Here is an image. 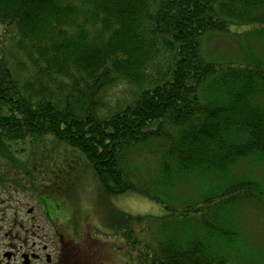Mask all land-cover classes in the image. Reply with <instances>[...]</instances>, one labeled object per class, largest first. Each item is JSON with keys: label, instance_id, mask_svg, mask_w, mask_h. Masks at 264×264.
<instances>
[{"label": "trees", "instance_id": "obj_1", "mask_svg": "<svg viewBox=\"0 0 264 264\" xmlns=\"http://www.w3.org/2000/svg\"><path fill=\"white\" fill-rule=\"evenodd\" d=\"M249 34L264 39V0H0V159L48 139L77 149L106 195L161 204L160 218L120 214L134 264H264L236 224L264 190L229 177L264 161ZM219 36L240 58L205 55Z\"/></svg>", "mask_w": 264, "mask_h": 264}, {"label": "rangeland", "instance_id": "obj_2", "mask_svg": "<svg viewBox=\"0 0 264 264\" xmlns=\"http://www.w3.org/2000/svg\"><path fill=\"white\" fill-rule=\"evenodd\" d=\"M232 30L243 33L246 29ZM241 41L249 52H264V39L249 34ZM204 51L207 57L217 59L240 58L241 54L228 36L208 38ZM28 148L26 153L22 148L18 154L5 155L7 161L0 159V241L5 243V233L16 220L27 232L39 234L40 242L52 252L58 250L59 235L76 244L90 236L104 246L101 248L108 255V264H134L125 255L117 232L120 214L160 218L165 213L163 206L132 192L106 195L77 149L40 138L35 139L33 146H24V150ZM229 177L255 181L264 190V161L253 156L240 160ZM182 183L178 182L179 194L195 193L194 187ZM30 209L33 213L27 215ZM236 224L245 245L264 259V206L245 204L238 211Z\"/></svg>", "mask_w": 264, "mask_h": 264}, {"label": "flooded vegetation", "instance_id": "obj_3", "mask_svg": "<svg viewBox=\"0 0 264 264\" xmlns=\"http://www.w3.org/2000/svg\"><path fill=\"white\" fill-rule=\"evenodd\" d=\"M30 210L27 215L33 213ZM3 241L5 243L0 241V264H108V255L101 248L104 246L90 236L76 244L59 235L58 250L52 252L40 242L39 234L27 232L24 225L15 220Z\"/></svg>", "mask_w": 264, "mask_h": 264}]
</instances>
